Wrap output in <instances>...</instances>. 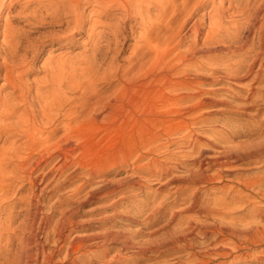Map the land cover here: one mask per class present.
<instances>
[{
    "label": "bare ground",
    "instance_id": "obj_1",
    "mask_svg": "<svg viewBox=\"0 0 264 264\" xmlns=\"http://www.w3.org/2000/svg\"><path fill=\"white\" fill-rule=\"evenodd\" d=\"M191 1L0 0V264H82L84 251L103 245L109 247L97 254V264H124L125 258L154 255L163 258L156 264H264V101L261 105L257 100L264 81V0L258 5V0H237L236 4V0H228L227 8V0H220L214 5V13L208 15V30L204 29L203 14L183 35L179 34L175 45V33L156 31L158 24H153L141 35L146 39L141 46H146L143 54H153L144 61L138 48L139 57L129 67L134 79L118 74L119 85L107 96L97 93L96 76H89L96 73V65L93 61L83 64V55L69 58L65 53H50L37 66L47 46L64 48L75 42L74 31L85 30L89 40L98 45L106 33L102 27H107L110 36L106 50L119 53L125 20L134 12L145 27L171 8L176 16L189 15L177 33L192 11L204 4L195 0L190 6ZM87 6L93 8L87 12ZM155 10L156 21L151 19ZM226 14L238 35L221 40L217 34L229 29L222 24ZM117 18H121L120 23L109 22ZM249 26L253 35L242 41V33ZM201 35L205 36V47H198ZM188 36L193 40L182 48ZM209 39H220L229 47L242 41L235 44L236 49H244L252 59L232 68L229 75L248 87L243 93L246 103L234 118L256 121L249 129L221 128L216 116L228 118L227 110H207L224 101L211 96L204 87L210 75L203 66L205 59L201 63L197 59L202 54L208 56L209 63L214 49L209 47ZM99 51L95 48V56ZM151 75L169 82L170 93L160 99L153 97L146 105L144 99L154 96L146 88ZM84 87L89 95L79 98L76 91ZM251 107L256 108L254 114L248 113ZM132 117L150 121L153 127L136 136L125 132L116 162H130V168L115 172L125 169L127 175L119 183L140 192H123L115 203L144 194L148 200L139 198L136 210L127 214V220L142 227L135 231L112 228L108 226L111 222L103 224L110 218L106 216L97 219L103 227L101 232L77 234L67 242L70 232L80 228L75 211L62 209L56 223L53 216L40 213L45 212L42 196L51 181L60 179L71 166H83V137L75 129H96L101 122L128 128ZM211 130L213 135L228 136L211 138ZM243 138L249 141L235 144ZM103 182L99 186L92 182L95 187L88 192L89 197L115 184ZM25 190V195H19ZM171 197L181 202L170 205ZM22 205L26 207L16 211ZM163 209L166 214L159 217ZM24 210L25 217L17 224ZM159 218L167 220L155 228ZM40 233L47 242L53 233L58 250L43 247L35 251ZM15 242L19 243L16 248Z\"/></svg>",
    "mask_w": 264,
    "mask_h": 264
},
{
    "label": "rangeland",
    "instance_id": "obj_2",
    "mask_svg": "<svg viewBox=\"0 0 264 264\" xmlns=\"http://www.w3.org/2000/svg\"><path fill=\"white\" fill-rule=\"evenodd\" d=\"M177 1L182 2V0H177ZM194 1L195 0L191 1L190 6L194 3ZM202 2L204 3V4L202 3L203 4L202 7L199 9L195 8L192 11L193 14L191 15L190 19L185 23L183 27H181L182 29L177 33H176L177 29L179 28V26L182 25V23L189 15L185 17L176 16L172 12V8H171V11L165 13L160 20L154 23L149 22V26L145 27V25L141 23L140 15L139 14L137 15L134 12L127 20H125L126 23H124L125 25V31L123 33L124 36H121V41L123 45L121 44V50L118 51L119 53H116L117 51L114 49L106 50V44L108 43V36H110V30L107 27H102V29H104L106 33L104 34L102 41L98 45L95 44V42L89 40V37L87 33H85V30H83L80 33H77L74 30H72L74 31L73 40H75L77 44H75V42L73 41L68 43L67 46L64 48H54L55 46L53 45L47 46L46 51L43 53L44 58L42 61H39L37 63V66L40 67L43 64L44 59L50 53H52L54 56L60 55L61 53H65L66 56L69 58L71 57L76 58V56L78 58V57H82L83 55L86 61L83 62L81 58L79 59L81 62H83V64H87L88 62L93 61V63L96 65L95 66L96 73H91L89 76L92 77L94 75L96 76L95 83L97 86V90H99L97 93L103 96L110 95L115 91L116 87H118L119 85L120 79L118 78V74L123 73L124 75H127V77L130 80L134 79V76L130 72L129 67L131 64L134 65V62L139 57V55L137 54L138 48L140 50L141 59L145 57L144 61L149 60V58L153 54V52L152 53L149 52V54L147 53L146 55L143 54V51L146 49V46L143 48L141 46L145 45L146 39L142 38L141 35L144 33L145 29H149L153 24H158L156 27V31H164V32L167 31L169 32L167 35H171L175 33L172 43V45H175L178 44L181 35H183L188 30V28L194 23L195 19L205 14L204 29L205 31L208 30V28L210 27V18L208 17V15L214 13L215 11L214 5L215 4L219 5L220 0H202ZM261 2L262 0H258L257 5L258 3ZM229 3L230 1L227 0V2L225 3L226 8L229 6ZM233 3L236 4L237 0ZM170 5L173 6V4ZM92 8L93 6H87V12L90 11ZM190 9H193V6L190 7ZM230 11H232V7L230 8ZM227 14L224 16L222 24L224 26L229 25V29L220 31L217 34V37H221V40H223V38H226L227 36L236 37L238 35L237 33L238 29L234 25H231V22L229 21L230 19ZM118 16L121 17V14H119ZM152 18L153 19L155 18V21L157 20L158 18L157 10L152 11L151 19ZM120 20L121 18L111 19L109 22L111 24H116V23H120ZM261 22H262V18L260 17L258 20V25ZM180 33L181 35H179ZM154 35L155 34L153 33V36ZM252 35H253V29L252 27L249 26V28H247V30H245L242 33V41L246 40L249 36ZM153 36L152 38H154ZM204 39L205 36L201 35L198 47L207 46L204 44ZM192 40H193L192 36H188L185 39H183L182 48L183 47L185 48L188 44L192 42ZM221 40L209 39V44H210L209 47H212V49L214 48L212 52L209 54V63H206L208 61L207 60L208 56L206 57L203 56L202 54L197 55L198 57L197 59L199 63H201L200 61L202 60L204 61L205 59V63L203 64V66L205 68V72L209 73L210 75L209 83L205 84L204 87H206V89L210 91V95L212 94L211 96H215L218 100H224L223 103L215 104L209 107V109L207 110L221 111V109L223 108L225 109V111L227 110L225 113H228L227 114L228 118H225L224 115L216 116L219 119V121L216 122L219 127L221 128L224 127V129L226 128L230 130L233 128L246 130L249 129L250 127H253L256 121L253 120L252 122H249L246 119H237V118L235 119L234 117L236 116L235 114L239 112L240 107H243L244 103H246V100L244 99L243 96L246 93V89L248 87L242 85L240 82H234L232 78L231 79L229 78V75L232 68L238 66V64H248L251 62L252 59L246 56V51L244 49H236L235 46L241 43L242 41L237 42V44L232 43L231 47H229L226 44H224V42ZM232 47L235 49H233ZM95 48H98L100 50L99 52H97L96 56H95ZM235 50H237V52H235ZM113 60H114V64H111V61ZM108 67L110 68L109 70H107ZM261 71L262 73H264V69H262ZM40 75H43V73H41ZM217 79L219 80L217 81ZM146 81H147L146 88L154 92V96L151 95L152 96L151 97L150 95H148V98L144 99L146 105L149 104L151 98L155 97L160 99L161 97H163V95L170 93L168 87L169 82H167L164 78L161 77L157 79L156 76L154 77L153 75H151L146 79ZM259 87L262 88H261V92H259L257 100L262 105L264 101V90H263L264 81L262 82V84H260ZM76 95H78L79 98L82 97L85 98L86 95H89L88 89L84 87L79 91L77 90ZM259 105H255L254 107H259ZM254 107H251L250 111L248 110L249 111L248 113L254 114L256 112V108ZM199 113L200 111L197 112V115H199ZM100 125L101 126L100 127L97 126L98 128L96 129H91L88 127H86L85 129H75V132L80 133L81 136L83 137L81 140L84 143L83 144L84 148H83V154L80 157L83 166L82 167L79 166L77 167L76 165L71 166L66 171L64 176H62L60 179H55V180L53 179L49 185V189L42 196L43 199L42 208L45 212L40 213V215H44L48 213L50 216H53L52 217L53 223L58 222L59 219L61 218L62 209L75 211V218L80 222V228L78 230H72L70 232V236L66 237L67 242H69L77 234L101 232L103 230V227L99 225L100 223L97 222V219L100 220L102 217H106V216L110 218H108L103 224H107V222H111L108 226H112V228L118 227V229L125 228L131 231L132 230L135 231L136 229L138 230L139 227L140 228L142 227L140 223L132 224L129 220H127V218L129 214H132L136 210V205L138 203V200L142 199L143 201H146L148 200V198H146L144 194H141L140 195L141 197H139V195L138 196L134 195L135 193L138 194L140 191H136V192L132 191V188L127 187L125 184L119 183V181L122 178H124L125 175H127V172L125 171V169L121 173H117L115 172V170L117 171L124 167L126 169L130 168V166L128 165L130 162L124 163V165L117 163L116 156L120 152L119 147L122 145V141L126 131H129L134 136H136L139 135V131H150L153 125L150 121L149 122L142 121L140 119H136L135 117H132V119L130 120L128 127L129 129L122 124H120L119 126L117 125V127H115L112 125H108L105 122H101ZM159 130H163V127H159ZM222 134L213 135V131L211 130L209 131L208 136L211 138H215L216 136L218 137L228 136L227 133H222ZM244 139L246 138H243L241 140L237 139L235 141V144H239L241 141H245ZM246 141L249 140L246 139ZM89 171H94V173H90ZM92 176H94V178ZM103 180H106L107 182L110 183L115 182V184L110 185L108 187H104L105 189H102L100 191L101 193L98 192V194H96L93 198L89 197L88 192L95 187L93 186L95 183L93 184L92 182H96V186H99L104 184ZM87 181H90L91 184L85 185ZM107 182H105L106 185L109 184ZM153 184L156 185L154 182L152 183V185ZM27 187L28 186H26V188ZM123 192H125L126 195L135 192L133 194L135 196L134 197L135 199H132L133 201L123 200L122 202L115 203V200L120 198V196L124 195ZM26 193L27 191L25 190L22 191L19 195L22 194L25 195ZM179 199L180 198L171 197L169 198L168 202L170 203V205H172L175 202L180 203L181 201ZM22 206H17L16 211L26 207L25 205ZM166 211L167 210L163 209L161 212L158 213V216L159 217H161L162 215L164 216L166 214ZM25 213L26 211L24 210L19 215V217L17 218L18 219L17 224H19V222L22 219H24ZM166 220L167 219L165 218H159L154 225L155 228L160 227L162 224L166 222ZM138 221L142 222L143 218H139ZM39 236L37 237V242H35V246H34L35 251L43 247L49 250H53V249L58 250L59 244L55 241L53 233L50 234V241H48L49 243L46 241L45 238L41 237V233ZM18 245L19 243L15 242L13 247L16 248L18 247ZM108 247L109 245L93 246L91 248V251H87V250L84 251V254L81 255V263L97 264V261L95 260L97 258V254L107 249ZM93 260L95 261L94 263H92ZM162 261L163 258L161 256L154 255L147 259L145 258L142 259L140 257L138 258L134 257L133 259L125 258L122 263L136 264L137 262V264H156Z\"/></svg>",
    "mask_w": 264,
    "mask_h": 264
}]
</instances>
